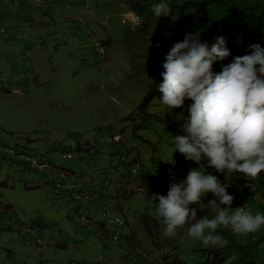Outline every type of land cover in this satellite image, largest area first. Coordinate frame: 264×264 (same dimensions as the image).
Returning <instances> with one entry per match:
<instances>
[{
  "label": "rangeland",
  "instance_id": "rangeland-1",
  "mask_svg": "<svg viewBox=\"0 0 264 264\" xmlns=\"http://www.w3.org/2000/svg\"><path fill=\"white\" fill-rule=\"evenodd\" d=\"M74 1L62 0L63 3ZM136 1L143 8L142 14L137 13L143 17V23L132 29L122 16L131 9L127 0L101 1L102 7L99 10L94 9L97 1L91 0L88 9L97 10L98 21L106 22V25L96 24L93 17L88 21L91 30L109 44V56L105 62L93 63L86 59L82 38L70 33L68 24L64 25L56 20L49 21L48 24L55 23L59 37L68 33L70 38H56L50 45H45L49 40L44 39L43 51L36 54L39 73L30 78L29 89L23 90V96L7 94L4 89L0 91L1 141L20 148L26 146L28 139H31L40 143L37 150L46 147L45 141H52L64 147L77 149L106 138L113 132L112 129L117 128L128 142H141L145 145L143 156L146 169H153L160 163L166 164L176 172L182 171L183 179L179 180L180 182L186 178L189 168L199 167L195 163L188 167L183 162L179 165L182 170L178 167V159L184 156L178 151L175 152L171 132L163 128L160 117L182 119L183 122L188 118L177 115L175 109L171 110L163 105L160 102L161 98L156 97L151 102V107L148 108L150 112L144 111L143 126L138 122H132L131 116L126 120L128 111H143L141 104L145 96L155 85L157 86L164 71L163 57L157 47L161 42L158 19L151 12V5L159 3L160 0ZM24 2L16 0V4H28L34 10H39L38 6L45 4L37 0H24ZM112 2L117 3V9L110 5ZM5 11L8 10L0 9V16L6 15ZM6 20L7 35L0 36V75L11 76L13 70L20 66V63L23 64V45L11 38L14 31L10 27L9 20L7 18ZM46 25L40 27V33H43ZM192 31V26L182 25L176 21L169 30L168 38L172 41H180ZM228 49L233 55L234 45L231 44ZM43 52L44 54H41ZM153 113L155 114L152 115ZM150 120L153 122L149 123ZM135 124L139 127L137 130L133 129ZM119 149L120 146L105 147L96 157V162L89 164L90 167L84 163L87 180L97 182L102 179V172L112 171V163L118 164L121 158L116 154ZM0 164V204L10 206L22 223L34 226L43 237V245L38 247L33 241L21 235L29 244L22 242L17 232L4 231L5 233L0 234V264L42 262L101 264L97 259L104 257H108L107 264H111L117 261L114 256H127L119 249L116 251L107 249L105 247L107 237L91 235L72 223L70 213L74 207L73 202L63 198L58 199L48 185H43L48 192L36 188L26 189L25 183L19 182L25 180L23 174L29 175L23 171V166L3 160ZM77 166L76 163L70 165L71 168ZM207 173L217 176L221 182L229 186L228 193L235 197L233 209L249 193V185L261 186L264 195V181L260 175L252 181L240 173L225 177L213 168H208ZM6 182L8 186L4 185ZM131 187L135 188V184ZM146 190L134 193L131 201L127 203V200L121 197L115 200L112 198L108 203L107 217L109 219L120 217L126 221L121 244L127 246L128 250L133 245L128 246L126 241L130 233L127 220L131 223L149 209L154 211L156 208V202L151 200L150 193L157 188L151 189L148 182ZM212 199L215 197L210 193L204 199V203L207 205ZM94 210L103 218L105 214L103 207ZM251 211L253 214L257 212L264 214L262 207H255ZM205 215L211 216L213 213L211 210L198 212V218ZM142 227L144 233L136 237L135 244L144 246L154 255L153 264H209L207 259L212 256L211 250L224 251L227 257L225 264H233L239 257L235 244L243 245L249 241L260 240L263 242L258 245L257 262L264 264V226L257 233L248 236L237 235L230 229L221 230L220 235L228 242L223 248L203 247L198 241H193L187 236L186 229L180 230L175 238L165 237L162 218L157 215L145 219ZM121 264L128 263L122 261Z\"/></svg>",
  "mask_w": 264,
  "mask_h": 264
},
{
  "label": "clouds",
  "instance_id": "clouds-1",
  "mask_svg": "<svg viewBox=\"0 0 264 264\" xmlns=\"http://www.w3.org/2000/svg\"><path fill=\"white\" fill-rule=\"evenodd\" d=\"M151 12L155 18L169 17L174 23L180 19L179 14L173 15L166 0L153 3ZM99 24L106 25V22ZM249 47L251 55L233 57L231 63L222 65L219 73L213 70L214 63L232 55L222 36L209 47L207 42H201L199 32H189L165 56L160 102L171 110L182 108L186 100L193 103L189 107L190 116L184 122L161 116L160 123L166 129L165 120L183 123V135L171 132L176 134L172 135L175 152L199 166L191 168L184 180L164 189L166 196L158 193L151 196L156 202L155 213L162 218L165 237L175 238L180 230L186 229L187 236L203 247L223 248L228 242L220 235L221 230L230 229L237 235L248 236L264 226V214H253L247 204L237 207L244 197L233 209L235 197L228 193L229 186L207 173L208 168H213L225 177L240 173L255 181L264 172V48L259 44ZM143 114L144 111H134L131 121L136 123L138 115L143 119ZM134 128L139 127L135 124ZM139 144L145 166V145ZM178 175L183 179L182 171ZM138 182L146 190L147 183ZM248 187L251 189V185ZM210 193L215 199L206 205L204 199ZM205 210H211L213 215L198 218V212Z\"/></svg>",
  "mask_w": 264,
  "mask_h": 264
},
{
  "label": "built area",
  "instance_id": "built-area-1",
  "mask_svg": "<svg viewBox=\"0 0 264 264\" xmlns=\"http://www.w3.org/2000/svg\"><path fill=\"white\" fill-rule=\"evenodd\" d=\"M63 7L67 11L76 8L80 10L81 15L73 19L70 29L72 33L82 38L86 50L85 58L93 63L105 62L109 56V44L91 30L89 23L82 16L86 13L85 8L65 2ZM129 12L133 14L129 15ZM123 17L129 22L132 29H136L143 23V17L133 11L125 12ZM137 17L141 19L138 20ZM32 27L33 20L25 18L18 23V27L13 32L11 38L18 40L23 45V64L20 63V66L14 70L11 76L0 75V90L6 89L11 93H18V86L25 78L36 76L39 73L36 54L43 51L44 39L65 37V35L59 37L54 22L44 26L43 33L39 31L38 34H33ZM7 32L6 21L3 19L0 23V36H6ZM8 37L10 38V36ZM8 86L12 90L5 88ZM139 116L136 117V123L144 125L143 119ZM152 122L153 120L149 121V123ZM182 124L165 120L167 130L170 132L182 134ZM114 146H120L116 153L120 155V161L118 164L112 163V171L102 172L103 177L97 182L81 178L77 170L70 167L74 163H80L81 165L87 163L89 166L105 147ZM0 157L4 162L23 166V171L27 174L34 173L42 177L45 184L53 189L58 199L63 198L73 202L74 207L70 213L72 223L85 229L91 235L107 237L106 245L110 250L116 251L119 249L121 253L130 257L133 264L155 263L154 255L144 246L135 244L128 250L127 246L121 244L124 237L122 231L126 225L123 218L109 219L107 217L108 203L114 193L126 198L143 190L140 186L131 187L137 181L150 182L153 187L157 188V191H151V197L157 193L166 196L167 192L163 190L169 189L171 183H179V180L182 179V177H179L178 172L165 164H159L153 169H146L141 157L139 143L128 142L118 130L113 129V132L106 138L77 149L51 146L44 152L38 153L26 146L12 147L0 142ZM251 189L237 207H243L245 204L250 210L256 206L264 207V195L261 186L253 184ZM93 206H100L105 209L103 218L98 219L97 215L91 212ZM0 231L17 232L24 238L33 241L38 247L43 245L41 232L34 226L22 223L11 207L4 204H0ZM39 264L47 263L42 262Z\"/></svg>",
  "mask_w": 264,
  "mask_h": 264
},
{
  "label": "trees",
  "instance_id": "trees-1",
  "mask_svg": "<svg viewBox=\"0 0 264 264\" xmlns=\"http://www.w3.org/2000/svg\"><path fill=\"white\" fill-rule=\"evenodd\" d=\"M172 8L173 15L179 14L178 23L193 27L192 33L201 34V42H207L209 47L216 43L217 37H223L226 46L234 45V54L225 61H217L213 70L219 73L222 65L231 63L233 57L251 55L250 45L259 44L264 48V0H166ZM130 8L142 14L143 8L136 0H127ZM168 17L158 19L159 38L161 39L159 53L165 62V56L170 48L178 41L168 38L169 30L174 22ZM183 40V39H182ZM180 40V41H182ZM163 42V43H162ZM163 62V63H164ZM163 77L158 80L157 86L153 87L144 98L141 107H147L156 97L162 98L159 85ZM193 103L186 100L182 108L175 112L189 118V107ZM79 148V147H78ZM264 181V172L260 174ZM261 207V206H256ZM264 209V207H262ZM255 209V208H254ZM261 241H249L243 245L235 244L238 258L233 264H258V245ZM211 257L207 259L209 264H225L227 257L224 251L211 250Z\"/></svg>",
  "mask_w": 264,
  "mask_h": 264
},
{
  "label": "crops",
  "instance_id": "crops-1",
  "mask_svg": "<svg viewBox=\"0 0 264 264\" xmlns=\"http://www.w3.org/2000/svg\"><path fill=\"white\" fill-rule=\"evenodd\" d=\"M21 1L23 3H25L24 0H21ZM96 1H97L96 5H95L96 7L94 9H98L99 10L102 7L101 1H106V0H96ZM37 2L41 3L43 1L37 0ZM43 3H45L44 6H38L39 10H34L28 4H16V0H12V2L10 0H0V9L1 10H8V11H5L6 13L4 12L6 15H1L0 16V23H1V20H3V19L7 22V20H6V18H7L9 20V22H10V27L13 29L12 31H15V29L18 27V23L20 21L24 20L25 18H28V19L33 20V27H32L33 34H38L40 26L48 24L49 21H54L55 22V20L59 21L61 23H64V25L68 24L69 29H70L73 19H75L77 16L80 15V10H78V8H76V9H74L72 11H67L63 7L62 0L61 1L60 0H45ZM73 4L80 5V7H84L85 8V10H86L85 12H87V14L85 13L84 18L87 21H89V18L93 17L94 18V22L96 24L100 23L98 21L97 16H96L97 10H93V9L89 10L88 9L89 5L91 4V0H75L73 2ZM116 4L117 3L112 2L110 5H112L115 9H117ZM77 7H79V6H77ZM9 11H11V13H9ZM70 33H71V29H70ZM64 35H65L64 39L65 38H67V39L70 38V34L64 33ZM54 40H55V38L54 39H50L49 41L46 42L45 45H50ZM22 50H23V48H22ZM22 50H21V53H22ZM41 54H44V52L41 53ZM30 78L31 77L25 78L20 83V85L18 86V88H19V92L18 93H11V92H9L6 89H4V91H6L7 94H11V95L14 94V95L23 96L24 95L23 90H28L29 89ZM37 81H39V80H37ZM9 90H12V89L9 88ZM150 107H151V103L147 107L143 108V111L150 112L148 110V108H150ZM131 114H133V111H131V112L128 111L127 112L126 120H129V116H131ZM153 114H155V113H153ZM177 115H181V114L177 113ZM172 135L173 134H171L170 136L173 137L176 134L173 135V136ZM0 142H3V141H1V139H0ZM39 144L40 143L33 142V140L28 139V143H26V147H29L31 149H36V151H45L46 149H48L51 146L52 147H55V146L64 147V146L58 145L57 143H54L52 141H48V142L45 141L46 147L43 150H37V146ZM22 145H24V144H22ZM67 148H69V147H67ZM0 161H2L1 158H0ZM178 161L181 162V163L183 162L185 164V166H188V167L190 165H192V163H194V162H191V161H187L185 159V157L179 158ZM76 164H78V166L77 167H73V168H75L77 170V172H78V174H79V176L81 178L87 179L86 168H84V165H81L80 163H76ZM10 166L12 167V165H10ZM9 169H11V168H9ZM189 169H191V168H189ZM8 173H9V171H8ZM23 177H24L25 180L22 179V180H19V182L25 183L24 187L26 189L36 188L37 190L47 191L48 192V189L43 186V185L47 186V184H45L43 179H39L40 177L38 175H36V174H29V175L23 174ZM4 185L8 186L9 184L6 182V183H4ZM135 185H138V186L142 185L143 186V184H140V182L136 183ZM119 195L120 194L114 193L113 196L111 197V199L112 198H113L112 200L118 199L120 197ZM131 197L125 199V200H127L126 203L131 201V199H132ZM98 207H100V206H93V208H91V212H93L94 215H97V217L99 219H101L102 217H100L99 213L95 212V210H94V209H97ZM112 209L115 210V207L112 206ZM154 216H156L155 210L151 211V209H149L148 212L142 214L137 220H132L131 223L127 220V225L129 226V231H130V233L128 234V240H126L128 246L134 245L136 243L135 242L136 241V237L142 236V234L144 233V230H143V227H142L143 221L145 219H147L148 217H154ZM3 233H5V232L4 231H0V234H3ZM18 236H19V238H20V240L22 242H24L26 244H29V243H27V241H25L23 239V237L21 235H18ZM100 237H104V236L102 235ZM105 247L107 249H109L106 244H105ZM109 256H110V259H111V254ZM114 259L117 260L116 263H111V264H121L122 261L127 262L128 264H131L129 258L127 256H125V255L124 256H122V255L114 256ZM107 260H108V257L98 258L97 262L101 263V264H107Z\"/></svg>",
  "mask_w": 264,
  "mask_h": 264
}]
</instances>
